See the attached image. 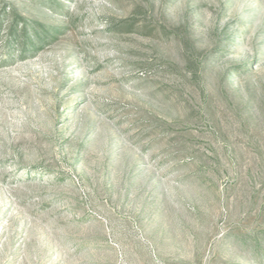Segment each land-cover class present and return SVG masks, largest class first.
Listing matches in <instances>:
<instances>
[{
	"label": "rangeland",
	"instance_id": "obj_1",
	"mask_svg": "<svg viewBox=\"0 0 264 264\" xmlns=\"http://www.w3.org/2000/svg\"><path fill=\"white\" fill-rule=\"evenodd\" d=\"M0 264H264V0H0Z\"/></svg>",
	"mask_w": 264,
	"mask_h": 264
},
{
	"label": "trees",
	"instance_id": "obj_2",
	"mask_svg": "<svg viewBox=\"0 0 264 264\" xmlns=\"http://www.w3.org/2000/svg\"><path fill=\"white\" fill-rule=\"evenodd\" d=\"M13 36H14V38H20L21 41H26L27 40V34L25 33V29L22 30L20 35H17V33H16V24L15 23L12 25L11 29L9 30V40L12 39Z\"/></svg>",
	"mask_w": 264,
	"mask_h": 264
}]
</instances>
